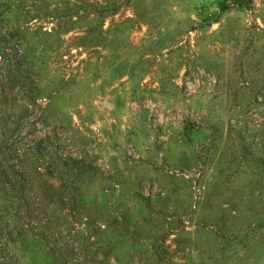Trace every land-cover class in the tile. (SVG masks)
I'll return each mask as SVG.
<instances>
[{"label":"rangeland","instance_id":"rangeland-1","mask_svg":"<svg viewBox=\"0 0 264 264\" xmlns=\"http://www.w3.org/2000/svg\"><path fill=\"white\" fill-rule=\"evenodd\" d=\"M0 264H264V0H0Z\"/></svg>","mask_w":264,"mask_h":264}]
</instances>
